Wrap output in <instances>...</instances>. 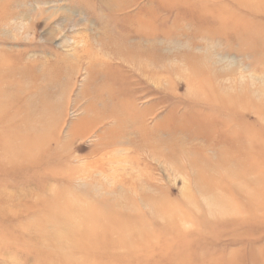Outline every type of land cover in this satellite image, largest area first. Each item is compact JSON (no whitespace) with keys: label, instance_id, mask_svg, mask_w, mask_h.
Wrapping results in <instances>:
<instances>
[{"label":"rangeland","instance_id":"374dc122","mask_svg":"<svg viewBox=\"0 0 264 264\" xmlns=\"http://www.w3.org/2000/svg\"><path fill=\"white\" fill-rule=\"evenodd\" d=\"M0 264H264V0H0Z\"/></svg>","mask_w":264,"mask_h":264}]
</instances>
